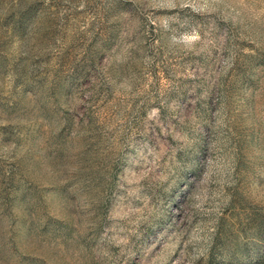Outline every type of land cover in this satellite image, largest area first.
Returning a JSON list of instances; mask_svg holds the SVG:
<instances>
[{
    "label": "rangeland",
    "instance_id": "obj_1",
    "mask_svg": "<svg viewBox=\"0 0 264 264\" xmlns=\"http://www.w3.org/2000/svg\"><path fill=\"white\" fill-rule=\"evenodd\" d=\"M0 264H264V0H0Z\"/></svg>",
    "mask_w": 264,
    "mask_h": 264
}]
</instances>
